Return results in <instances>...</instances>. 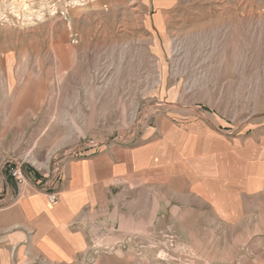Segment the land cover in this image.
Listing matches in <instances>:
<instances>
[{"label":"rangeland","instance_id":"rangeland-1","mask_svg":"<svg viewBox=\"0 0 264 264\" xmlns=\"http://www.w3.org/2000/svg\"><path fill=\"white\" fill-rule=\"evenodd\" d=\"M68 157L136 227L72 264H264V0H0V212Z\"/></svg>","mask_w":264,"mask_h":264},{"label":"crops","instance_id":"crops-1","mask_svg":"<svg viewBox=\"0 0 264 264\" xmlns=\"http://www.w3.org/2000/svg\"><path fill=\"white\" fill-rule=\"evenodd\" d=\"M9 108L6 107V110ZM5 123L7 128L13 127L9 119ZM10 133L9 129L4 131L6 135ZM109 163L112 169L106 174L105 169L109 166H106L102 157L88 160L68 157L63 169L64 179L62 181L59 178L53 188L59 194L57 205H50L46 196L32 191L28 196L24 195L23 200L18 199L20 201L15 205H7L1 210V218L5 220V223L0 224L3 247L12 248L13 253L15 250L19 264H33L40 260L51 264H72L83 254L86 257L85 251L94 238H102L105 246L115 247L126 241L129 231H136L135 225L122 226L112 208L114 195L107 186L114 183L115 176L119 177L120 161ZM40 177L44 179L41 180L45 186L52 189V177ZM7 190L9 200L14 202L19 189L10 190L8 186ZM99 191L104 196H98ZM102 198L108 200V205L100 206L99 199ZM12 215H17L19 220L23 218V222L18 221L17 225L8 222ZM97 221L108 226L102 229L103 233L98 227H91ZM113 259L115 257L105 256L100 264L115 263L117 260Z\"/></svg>","mask_w":264,"mask_h":264},{"label":"built area","instance_id":"built-area-1","mask_svg":"<svg viewBox=\"0 0 264 264\" xmlns=\"http://www.w3.org/2000/svg\"><path fill=\"white\" fill-rule=\"evenodd\" d=\"M13 175L15 177H17L18 179L21 178V172L19 170H15L13 172ZM21 180H19L18 182H20ZM48 194V193H47ZM47 199H48V203L52 206H54L57 202H58V196L55 192H52L50 194L47 195ZM97 259V258H96ZM97 261V260H96Z\"/></svg>","mask_w":264,"mask_h":264}]
</instances>
